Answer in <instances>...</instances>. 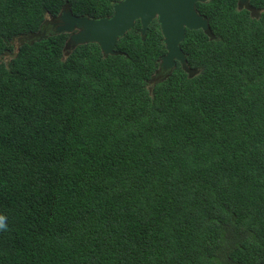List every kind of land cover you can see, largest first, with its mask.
Listing matches in <instances>:
<instances>
[{
  "label": "trees",
  "instance_id": "1",
  "mask_svg": "<svg viewBox=\"0 0 264 264\" xmlns=\"http://www.w3.org/2000/svg\"><path fill=\"white\" fill-rule=\"evenodd\" d=\"M117 1L0 0V264H264V0L198 2L193 73L152 83L156 20L118 55L18 40Z\"/></svg>",
  "mask_w": 264,
  "mask_h": 264
},
{
  "label": "water",
  "instance_id": "2",
  "mask_svg": "<svg viewBox=\"0 0 264 264\" xmlns=\"http://www.w3.org/2000/svg\"><path fill=\"white\" fill-rule=\"evenodd\" d=\"M208 0H119L112 6V14L101 18L76 16L65 2L59 14L45 20L39 30L18 40L32 44L48 35L68 34L63 51L75 49L78 45L96 43L104 56L118 55L116 43L139 21L138 32L142 37L149 25L156 20L162 35L166 53L158 60V67L150 83L168 76L179 63L188 74L186 55L180 44L186 30H202L211 35L208 20L197 12L196 4ZM238 9L251 10L249 0H237ZM254 15L255 12L252 11ZM65 55V54H64Z\"/></svg>",
  "mask_w": 264,
  "mask_h": 264
},
{
  "label": "clouds",
  "instance_id": "3",
  "mask_svg": "<svg viewBox=\"0 0 264 264\" xmlns=\"http://www.w3.org/2000/svg\"><path fill=\"white\" fill-rule=\"evenodd\" d=\"M4 226H3V224H0V228H3Z\"/></svg>",
  "mask_w": 264,
  "mask_h": 264
}]
</instances>
